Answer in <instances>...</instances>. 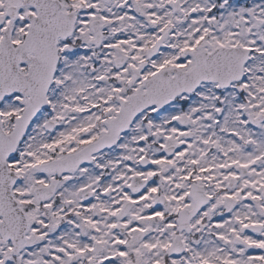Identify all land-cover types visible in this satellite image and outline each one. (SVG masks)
I'll use <instances>...</instances> for the list:
<instances>
[{"label":"snow or ice","instance_id":"6c2138e0","mask_svg":"<svg viewBox=\"0 0 264 264\" xmlns=\"http://www.w3.org/2000/svg\"><path fill=\"white\" fill-rule=\"evenodd\" d=\"M0 264H264V0H0Z\"/></svg>","mask_w":264,"mask_h":264}]
</instances>
